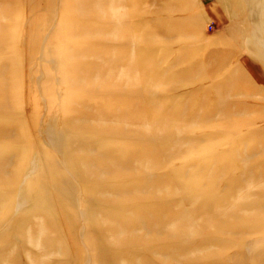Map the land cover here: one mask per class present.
Instances as JSON below:
<instances>
[{"label":"rangeland","instance_id":"obj_1","mask_svg":"<svg viewBox=\"0 0 264 264\" xmlns=\"http://www.w3.org/2000/svg\"><path fill=\"white\" fill-rule=\"evenodd\" d=\"M256 1L0 0V264H264Z\"/></svg>","mask_w":264,"mask_h":264},{"label":"bare ground","instance_id":"obj_2","mask_svg":"<svg viewBox=\"0 0 264 264\" xmlns=\"http://www.w3.org/2000/svg\"><path fill=\"white\" fill-rule=\"evenodd\" d=\"M256 1V0H255ZM260 1V0H259ZM261 2V1H260ZM260 2H258V0L256 1V3L257 4H255L256 6H254V7H256V9H255V11L256 12H254L255 13V16H258L257 14H260V11L259 10H261V8H260ZM98 10H99V8H98ZM102 10V9H101ZM251 10V9H250ZM82 11V10H81ZM102 12V11H101ZM253 13V14H254ZM104 14V13H103ZM100 16V15H99ZM262 16H263V14H262ZM258 17H260V16H258ZM259 19H261V18H259ZM92 21H97V19H96V16L94 15V17L91 19ZM115 29H113V31H114ZM96 35H98L97 33H96ZM252 37L254 38V36L252 35ZM257 37V36H256ZM253 38H251L250 40H248V41H246V45H247V49L249 50H252V54H255V57L257 58V59H264V45L262 44L261 46L260 45H257L256 44V42L253 40ZM251 42H254V44H253V46L252 45H250V43ZM245 45V44H244ZM246 47V46H245ZM250 54H251V52H250ZM251 54V55H252ZM252 57V56H251ZM264 62V61H263ZM18 207H20V205H18ZM40 230V229H39Z\"/></svg>","mask_w":264,"mask_h":264}]
</instances>
